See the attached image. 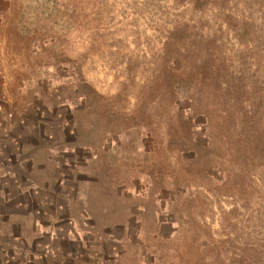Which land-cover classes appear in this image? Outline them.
<instances>
[{
  "label": "rangeland",
  "instance_id": "1",
  "mask_svg": "<svg viewBox=\"0 0 264 264\" xmlns=\"http://www.w3.org/2000/svg\"><path fill=\"white\" fill-rule=\"evenodd\" d=\"M263 243L264 0H0V264Z\"/></svg>",
  "mask_w": 264,
  "mask_h": 264
},
{
  "label": "trees",
  "instance_id": "2",
  "mask_svg": "<svg viewBox=\"0 0 264 264\" xmlns=\"http://www.w3.org/2000/svg\"><path fill=\"white\" fill-rule=\"evenodd\" d=\"M191 4L194 5L196 0H190ZM176 30H183V31H187L189 30L186 26H182L180 28H175ZM180 30V31H181ZM180 41V40H178ZM176 42H171V41H168L166 42V47H165V53L167 56L170 55V47L173 48V44H175ZM177 51H179V49L177 48V46H175ZM166 56V57H167ZM169 60L166 59L165 61V69L164 71L165 72H171L172 70V67L169 66ZM194 67L193 69H195V67L197 66L196 64H193ZM245 252L239 254V259L237 257H231L229 264H264V243L263 244H258V245H253L250 244V246H248L245 250ZM221 257V253L217 252L215 253V256H213V261L216 262L217 259L219 261V258ZM222 263V262H220ZM219 264V263H218ZM224 264V263H222Z\"/></svg>",
  "mask_w": 264,
  "mask_h": 264
}]
</instances>
